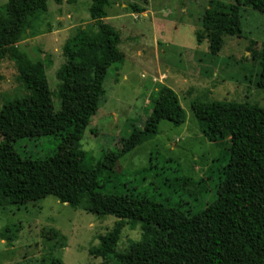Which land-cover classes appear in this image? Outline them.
<instances>
[{
	"label": "trees",
	"instance_id": "trees-1",
	"mask_svg": "<svg viewBox=\"0 0 264 264\" xmlns=\"http://www.w3.org/2000/svg\"><path fill=\"white\" fill-rule=\"evenodd\" d=\"M47 1L63 0H7L0 8V60L9 51L19 56V78L26 90L0 107V208L21 207L47 196L76 206L86 195L91 214L117 219L90 251L100 264H109L110 255L119 258L114 249L126 222L141 225L142 240L134 247H146L135 264H264V108L248 102L191 103L204 137L222 146L207 170L206 179L214 180L211 188L205 178L182 174L178 165L155 171L158 183L151 188L126 180L117 172L119 159L138 145L130 136H120L117 146L108 147L92 166H72L60 156V145L69 136L83 138L105 94L109 68L122 65L124 56L117 31L105 22L109 0H90L89 18L98 32L91 36L80 26L64 42V63L56 71L60 108L55 111L42 63L14 47L26 35L28 18L47 11ZM240 6L264 15V0H234L229 12L206 11V33L197 34V43L207 39L210 53L216 55L223 32L241 31ZM258 57L264 69V42ZM185 119L177 94L159 85L150 113L140 124L141 141L153 139L162 120L179 126ZM21 141L45 146L37 159L55 164L50 183H43L29 165L31 157L19 152ZM210 191L213 196L206 201Z\"/></svg>",
	"mask_w": 264,
	"mask_h": 264
},
{
	"label": "rangeland",
	"instance_id": "rangeland-1",
	"mask_svg": "<svg viewBox=\"0 0 264 264\" xmlns=\"http://www.w3.org/2000/svg\"><path fill=\"white\" fill-rule=\"evenodd\" d=\"M109 2L105 22L117 31L124 60L122 65L109 68L105 94L94 108L83 138L64 139L60 156L72 166L90 167L108 147L117 146L120 136H130L138 145L118 161L117 173L126 180L151 188L158 183L155 171L174 165L195 180L206 179L222 146L204 137L191 103L248 102L264 108V69L258 57L264 42V15L240 6L241 31L223 32L221 49L213 55L207 39L196 41L198 33L202 37L206 33L203 16L209 10L229 12L234 0ZM6 3L7 0H0V8ZM89 6L90 0L72 4L66 0L61 4L47 1V11L28 18L26 35L14 46L29 60L42 63L55 111L60 108L56 71L64 63V42L80 26L91 36L98 32L89 18ZM132 7L142 12H134ZM18 65L19 56L13 51L0 60V107L4 101L26 93ZM159 85L177 94L186 119L179 126L162 120L158 134L143 142L140 124L150 113ZM17 148L31 157L29 165L39 179L50 183L55 164L37 159L44 154L45 146L21 141ZM206 183L211 188L214 180L206 179ZM212 196L210 191L206 201ZM89 205L86 195L76 206L47 196L21 207L0 208V264H100L101 259L90 251L99 246L100 237L113 228L117 219L93 215L88 211ZM141 235L139 223L126 222L114 249L119 258L110 255L108 263L135 264L146 249L134 247L141 242Z\"/></svg>",
	"mask_w": 264,
	"mask_h": 264
}]
</instances>
